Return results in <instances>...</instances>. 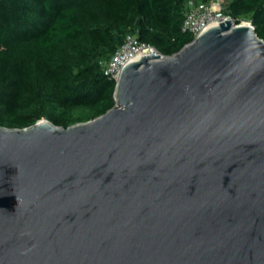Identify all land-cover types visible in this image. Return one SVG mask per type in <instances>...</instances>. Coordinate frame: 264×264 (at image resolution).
Here are the masks:
<instances>
[{
    "label": "water",
    "instance_id": "95a60500",
    "mask_svg": "<svg viewBox=\"0 0 264 264\" xmlns=\"http://www.w3.org/2000/svg\"><path fill=\"white\" fill-rule=\"evenodd\" d=\"M115 105L0 125V264H264V39L218 22L125 65Z\"/></svg>",
    "mask_w": 264,
    "mask_h": 264
},
{
    "label": "trees",
    "instance_id": "16d2710c",
    "mask_svg": "<svg viewBox=\"0 0 264 264\" xmlns=\"http://www.w3.org/2000/svg\"><path fill=\"white\" fill-rule=\"evenodd\" d=\"M189 1L0 0V125L67 128L103 115L117 82L104 61L128 33L165 56L179 52L194 40L183 29ZM226 10L264 39V0H228Z\"/></svg>",
    "mask_w": 264,
    "mask_h": 264
},
{
    "label": "built area",
    "instance_id": "2783aa9c",
    "mask_svg": "<svg viewBox=\"0 0 264 264\" xmlns=\"http://www.w3.org/2000/svg\"><path fill=\"white\" fill-rule=\"evenodd\" d=\"M227 4L228 0H208L201 2L190 0L183 29L191 31L195 38L204 30L210 28V26L218 22H223L225 19H230L233 23H236L234 18L226 12ZM148 50H156V53L161 54L162 58L165 57L155 46L142 42L134 33H128L125 36L123 44L118 48L112 58L104 61L105 73L117 80L120 78L121 72L127 63L134 61L139 54Z\"/></svg>",
    "mask_w": 264,
    "mask_h": 264
},
{
    "label": "rangeland",
    "instance_id": "374dc122",
    "mask_svg": "<svg viewBox=\"0 0 264 264\" xmlns=\"http://www.w3.org/2000/svg\"><path fill=\"white\" fill-rule=\"evenodd\" d=\"M242 21H244V22H250L249 20H242Z\"/></svg>",
    "mask_w": 264,
    "mask_h": 264
},
{
    "label": "bare ground",
    "instance_id": "6f19581e",
    "mask_svg": "<svg viewBox=\"0 0 264 264\" xmlns=\"http://www.w3.org/2000/svg\"><path fill=\"white\" fill-rule=\"evenodd\" d=\"M246 23V22H245Z\"/></svg>",
    "mask_w": 264,
    "mask_h": 264
}]
</instances>
